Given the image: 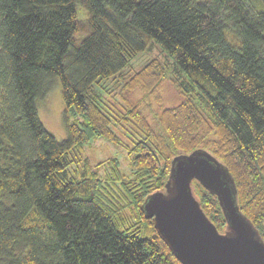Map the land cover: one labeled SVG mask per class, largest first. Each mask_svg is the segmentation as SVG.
<instances>
[{"label":"trees","instance_id":"16d2710c","mask_svg":"<svg viewBox=\"0 0 264 264\" xmlns=\"http://www.w3.org/2000/svg\"><path fill=\"white\" fill-rule=\"evenodd\" d=\"M154 41L169 61L128 69ZM57 80L62 141L38 115ZM119 126L129 176L82 160L95 138L121 146ZM195 150L228 168L264 239V0H0V264H181L141 206Z\"/></svg>","mask_w":264,"mask_h":264},{"label":"water","instance_id":"95a60500","mask_svg":"<svg viewBox=\"0 0 264 264\" xmlns=\"http://www.w3.org/2000/svg\"><path fill=\"white\" fill-rule=\"evenodd\" d=\"M193 181L217 197L222 232L204 212ZM141 209L181 264H264V239L240 210L232 174L205 150L175 157L164 188L149 194Z\"/></svg>","mask_w":264,"mask_h":264},{"label":"rangeland","instance_id":"374dc122","mask_svg":"<svg viewBox=\"0 0 264 264\" xmlns=\"http://www.w3.org/2000/svg\"><path fill=\"white\" fill-rule=\"evenodd\" d=\"M151 60H160L162 62L169 61L167 54L162 50L161 45L154 41L151 44L149 50L138 54L129 63L128 69L139 70L146 63ZM166 102L165 106L170 107L175 105L176 100L174 98V90L169 85L165 86ZM65 106L61 95V84L57 80L50 92L41 100L38 101V115L47 129L58 141H62L66 138V130L64 126L63 114ZM126 127L119 126L115 128L117 135L121 139L122 145L117 146L103 138H95L86 145L84 149L82 160H88L93 168L103 169L107 166L104 162L108 160L116 159L119 163L120 169L126 175H130V156L126 149L130 142V132L124 130Z\"/></svg>","mask_w":264,"mask_h":264}]
</instances>
